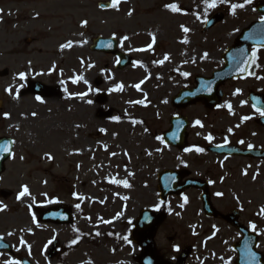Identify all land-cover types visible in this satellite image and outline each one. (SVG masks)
I'll return each instance as SVG.
<instances>
[{"label":"rangeland","instance_id":"374dc122","mask_svg":"<svg viewBox=\"0 0 264 264\" xmlns=\"http://www.w3.org/2000/svg\"><path fill=\"white\" fill-rule=\"evenodd\" d=\"M105 1L111 4V0H0V72L6 70L8 75L0 73V137L13 139L15 144L14 158L2 178L12 191L19 194L26 185L30 193L16 202L14 211L0 212V226L12 233L15 256H6L0 264L19 257L32 264H135L139 255L136 245L119 237L129 238L140 211L159 202L157 173L183 168L186 163H192L190 171H205L197 153H178L157 137L166 129L167 117L175 112L171 96L190 83L176 74H208L221 67L223 51L251 21L250 11L225 14L231 4L242 0H226L207 10L206 0H121L119 10H100L96 4ZM166 3H175L180 11L166 9ZM221 12L225 14L221 23L202 33L206 19ZM85 20L87 26L81 27ZM96 36L117 37L118 48L133 58V65L113 70L116 59L89 49ZM124 36L129 39L124 41ZM28 39L31 42L26 44ZM68 41L73 46L61 51V45ZM204 53L208 54L206 59ZM21 72L27 76L24 81L17 78ZM77 77L81 79L73 83ZM96 78L102 83L100 87L95 85ZM31 83L50 90V96H41L44 103L35 99ZM136 84H140L139 90ZM9 88L12 94L6 91ZM17 88L20 98L14 99ZM82 93L87 95L80 98ZM103 93L106 99L98 102ZM89 99L92 104L87 103ZM141 100L143 104L134 103ZM200 112L196 107L187 111L188 121L194 122ZM192 135H198L191 138L195 144L202 141L204 133L194 126ZM84 162L90 168L87 188L79 179ZM125 180L131 187L123 186ZM238 192H225L228 199L219 204L234 206ZM240 192L244 199L254 196L253 188ZM185 197L186 204L178 197L165 202L168 217L157 228L155 248L169 258L174 257L172 249L197 243L191 264L199 257H207L206 264H216L210 252L218 249L214 241H205L210 222L201 217L198 196L189 191ZM12 205L13 201L5 203V207ZM57 205L69 207V225L38 222L40 211ZM109 220L112 223L103 222ZM224 231L219 235L224 237ZM107 234L115 237L107 238ZM73 239L78 240L77 245L61 255ZM51 242L61 250L49 258L46 252ZM224 249L229 251L225 245Z\"/></svg>","mask_w":264,"mask_h":264},{"label":"flooded vegetation","instance_id":"af4514ba","mask_svg":"<svg viewBox=\"0 0 264 264\" xmlns=\"http://www.w3.org/2000/svg\"><path fill=\"white\" fill-rule=\"evenodd\" d=\"M243 9L250 11L251 21L248 24L261 23V18L264 17V0H252V3L247 4ZM238 10L242 11V9ZM257 30L258 32L254 33V41L264 45V26H259ZM236 47L242 52L246 50L243 49L241 44H238ZM254 49L256 50L257 59L255 63L247 65V70L243 75H239L241 74L240 68L244 66L243 64L237 63L231 67V69H238L239 73L235 78L224 81L218 88L223 94V100L219 104L214 105L213 108H207L205 107L204 99L202 103L199 102L182 109H177L171 105V108L175 112L166 119V130H169L172 126L173 117H185L186 112L193 107L201 111L199 118H196V120H199L203 127L195 126V128L197 131L204 133L202 137L204 140L201 142L195 141V144L192 143L191 138H198V135H192L193 123H191L187 129V148L201 147L204 149V152L198 153L197 157L203 160L199 161V163L202 164L205 171L201 173L189 171V175L193 180L199 179L206 183L211 205L218 214L217 218H207L203 212L201 216L205 222H210L208 232L212 234V237L209 242L214 241L218 249L217 251L210 252V258L212 257V259L217 260L216 264H225V261L234 264L236 255L233 245L243 240L247 233H249V237L255 238V250L264 260V214L260 213V209L264 208V116L259 114V111H264V47L247 48L250 58ZM237 57L245 60L247 54H238L236 55ZM229 58L235 59V56ZM221 63H223V59ZM210 75V72L207 74L201 71L196 73V75L189 73L187 78L182 75L177 77L190 80V84L183 89L192 90L195 87V78L197 76L210 79ZM208 86L211 87L212 91L214 87L211 82L209 85L203 84L202 88L206 91L208 90ZM238 89L239 93H237ZM208 102L214 104L215 100L209 99ZM228 105H231V111H229ZM243 117H250V119L243 120ZM186 119L188 121V118ZM229 129H232L231 133H229ZM209 134L213 136L211 143L205 139ZM226 137L227 143H225ZM241 140L244 141L243 144L240 143ZM249 144L253 146L251 150L248 148ZM216 145L226 146L228 148L227 152L220 154L207 151L208 147H216ZM193 163L195 164L196 161ZM186 165L187 167H184V169L190 170L192 163H186ZM245 172H247V175L244 174ZM4 174L0 177V206L4 207L3 211L11 212L17 207L14 202V197L17 193L16 191H12V188L6 187L7 182L3 181L2 178ZM254 176L255 179H253ZM18 188L21 189V185ZM251 188L254 189V196L244 199L240 191L250 190ZM235 189L239 192L237 195L235 194L236 201L233 202L234 206L227 203L220 205L219 202L228 199L223 194L229 191L232 192ZM189 191L196 193L198 201L200 200L199 191L189 189L187 192ZM217 193H222V195L217 196ZM7 201H13L14 205L5 207ZM233 212L236 213L237 222L240 226L239 230L230 227L225 221V218ZM251 224H256L257 228L255 231L251 229ZM223 229H225L224 237L219 235L220 232H223ZM257 232H260L261 235L258 236ZM9 233L11 232L0 226V237H3L0 240V246H3L0 248L2 249L0 250V261L5 259L6 256H13V236L9 235ZM224 245L229 251L224 249ZM196 247L197 243H194L192 248H190L192 254L187 259V264H189L190 257L195 255L194 249ZM155 252L164 259L168 258H165L158 251L157 247ZM195 261H197L195 264H204L208 260L207 257H199Z\"/></svg>","mask_w":264,"mask_h":264},{"label":"snow or ice","instance_id":"6c2138e0","mask_svg":"<svg viewBox=\"0 0 264 264\" xmlns=\"http://www.w3.org/2000/svg\"><path fill=\"white\" fill-rule=\"evenodd\" d=\"M225 2H226V0H211V2H207V0H206L205 8H206V10H207V9H214V8L217 7L218 3H219V4H224ZM120 3H121V0H111V7L114 8V9H116V10H119L118 6H119ZM251 3H252V0H244V3H233V4H231V5H230V9H231L232 14L235 15V14H236V11H237L238 9H243V8L246 7L247 4H251ZM165 7L168 8V9H169L170 11H172V12H179V11H180L179 7H178L175 3L170 4V5H166ZM206 14H207V13H205V15H206ZM128 15L131 16V15H132V12L129 11ZM197 19H199V17H197ZM205 22H207V21H205ZM261 23H264V17L261 18ZM87 24H88V21H86V20H85V21H82V23H81V27H86ZM181 27H182L183 32H185V33H188V32H189V29H188L187 27H184L183 25H182ZM113 38H115V36H113ZM122 39H123L124 41H126V40L129 39V37L124 36ZM152 40H153V43H155V37H154V36H153ZM182 42H183V43H187L188 41H187V40H184V41H182ZM85 43H86V41H85ZM72 46H73L72 41H68L67 43L61 45V51H63L64 49H70ZM151 46H152V45H149L148 47L151 48ZM108 47H111V44H109ZM145 50H146V49H135V51H145ZM207 55H208L207 53H204V58H205V59L207 58ZM164 59L167 60L168 57L165 56ZM256 59H257V54H256V50L254 49V50L252 51L251 58H250L249 60H243L242 63H244V64L255 63ZM193 62H195V61L193 60ZM160 63H163V61H161ZM54 68H55V66H53V70H54ZM246 70H247V69H246L245 67H241V68H240V71H241V72H244V71H246ZM42 74H43V73H38V75H42ZM181 75L184 76L185 78H187L188 75H189V73H181ZM17 78H18L20 81H24V80L27 79V76H26V74H25L24 72H21V73H19V75H18ZM258 78H259V77H258ZM80 79H81V77H77L76 80L73 81V83H76V82H77L78 80H80ZM20 87L22 88V87H23V84H22ZM117 87L120 88V89H122V88H123V85H118ZM134 87L137 88V90H139V89H140V84H136V85H134ZM115 90H116V89H113V91H115ZM6 91H7L9 94H12V89H11V88L6 89ZM208 91H211V87H210V86H208ZM16 93H17V94H16V96H14V99H19V98H20V96H19L20 88H17V89H16ZM237 93H239V89L237 90ZM78 95L80 96V98H83V96H86L87 93H82V94H78ZM35 99H36L39 103H44V102H45L40 96H36ZM87 103H88V104H92V100L89 99V100L87 101ZM134 103L143 104L144 101H142V100H141V101H135ZM164 103H167V101H164ZM145 106H146V105H145ZM228 108H229V111H231V105H228ZM257 111H259V109H257ZM259 114H260L261 116H264V111H259ZM32 115H33V117H35L36 113H32ZM4 118H5V119H8V118H9V114L5 113V114H4ZM117 119H118V118H117ZM242 119H243V120H247V119H250V117H243ZM134 123H139V122H138V121H134ZM194 126H200V127H203V125L200 123L199 120H197V121L195 122V125H194ZM77 127H79V125H77ZM237 127H239V125H237ZM101 131H104V130L101 129ZM228 131H229V133H231V132H232V129H229ZM157 139L160 140L161 143H164L163 138H161V137H157ZM205 139H206L209 143H211L212 140H213V136H212L211 134H209L208 136L205 137ZM225 143H227V137L225 138ZM240 143L243 144L244 141L241 140ZM216 147H218V148H222V147H224V145H216ZM252 147H253V146H252L251 144L248 145L249 150H251ZM6 148H7V146L5 145L4 150H6ZM157 151H160V149H157ZM184 151H185L186 153H191V152H193V151H195V152H197V153H203V152H204V149L201 148V147H196V148H191V147H190V148H186V149H184ZM149 154H151V153H149ZM112 155H116V154H115V153H112ZM47 158H48L49 160L53 159V157H52L51 155H48ZM21 159H23V157H21ZM177 159H179V157H178ZM185 167H187V165H185ZM244 174L247 175V172H245ZM129 175H132V173H129ZM253 179H255V176L253 177ZM45 183H46V182H45ZM110 183H118V182H117V181H110ZM123 186H124L125 188H129V187H131V185H130L126 180L123 181ZM29 195H30V193H29V188H28L26 185H24V186H22V190L19 192V194H18V196H17V200H20V199H22V198H24V197H26V196H29ZM45 195H46V194H45ZM216 195H217V196H221L222 193H217ZM76 198H77V199H82V197H79V196H77ZM123 199L127 200L128 197H123ZM32 200H33V202H35V198H34V197L32 198ZM183 200H184V203H185V204L188 202V198H187V197H184ZM49 202H50V203H58V201H49ZM160 204H163V201H161ZM76 207H77V208H80V204H77ZM180 207L183 208V207H184V204H181ZM3 210H4V207H3V206H0V211H3ZM156 210H159V205H157ZM260 213H261V214H264V208H261V209H260ZM117 218H119V214H118ZM33 219L35 220L34 217H33ZM103 222L106 223V224H108V223H112V221H110V220H109V221H103ZM129 223H131V221H129ZM250 227H251V229H252L253 231H255L256 228H257L256 224H251ZM74 230H75V229H74ZM256 234H257L258 236L261 235L260 232H257ZM9 235H12V233H9ZM95 235L99 236L100 233L97 232ZM119 238H122L124 241H126V242H128V243H131V242L129 241V238H128L127 235H125V236H123V237H119ZM2 239H3V237H0V240H2ZM77 242H78V240H73V241H72V244H76ZM20 244H21L22 246L25 245V241H24L23 239H21V240H20ZM257 247H259V245H257ZM176 250L179 251L178 248H177ZM17 251H19V249H17ZM250 255H251V258H252L253 260L256 259L255 254H251V253H250ZM221 259H223V258L221 257ZM5 264H20V262H19L18 260H7V261L5 262ZM87 264H91V261L87 262ZM225 264H230V262H229V261H225Z\"/></svg>","mask_w":264,"mask_h":264},{"label":"water","instance_id":"95a60500","mask_svg":"<svg viewBox=\"0 0 264 264\" xmlns=\"http://www.w3.org/2000/svg\"><path fill=\"white\" fill-rule=\"evenodd\" d=\"M103 7H108L106 4H102ZM221 20V16H214L210 21L209 24L205 27V30L209 29L213 24L219 22ZM124 65V63L121 65V67ZM120 68V66H119ZM224 72L215 74L216 78L223 75ZM34 91H38L40 87L38 85H34L32 87ZM49 93L48 91L45 92L47 95ZM41 94V93H40ZM182 127L181 126H175V131L177 133H181ZM176 133V134H177ZM179 135V134H177ZM184 137V131L181 135V141H183ZM167 138V136H166ZM0 142L4 143V145L0 146V157L2 159L6 158L8 156V148L10 147L9 141L6 139H0ZM182 143V142H181ZM5 145L7 146L6 150H4ZM184 146H179L180 149H182ZM3 162V161H2ZM2 163H0L1 165ZM0 166V171H1ZM168 174L164 173V175L161 176L162 179L168 178ZM180 177V176H179ZM171 188V187H170ZM161 191V189H160ZM170 191H166V189L163 190V193L161 191L160 198L162 200H165L166 196L169 194ZM208 204V198H205L204 206ZM66 211V210H65ZM164 216L162 214H153L149 211H144L141 213L140 218L136 222V227L134 230V233L132 234V240L133 242H137L141 248V256L139 258V263L141 264H171L170 262H161V260L155 256V253L153 252V244H152V237L154 233L155 226L160 223L163 220ZM187 253H184L182 256L178 258V264H183V260L185 259ZM145 260V262H144Z\"/></svg>","mask_w":264,"mask_h":264},{"label":"bare ground","instance_id":"6f19581e","mask_svg":"<svg viewBox=\"0 0 264 264\" xmlns=\"http://www.w3.org/2000/svg\"><path fill=\"white\" fill-rule=\"evenodd\" d=\"M82 169H80L79 172V179L81 180L82 186L87 188V182H88V171H89V165L84 162V164L81 166Z\"/></svg>","mask_w":264,"mask_h":264}]
</instances>
